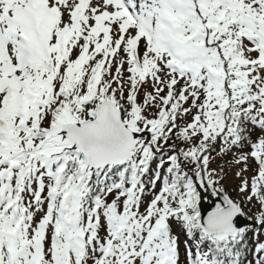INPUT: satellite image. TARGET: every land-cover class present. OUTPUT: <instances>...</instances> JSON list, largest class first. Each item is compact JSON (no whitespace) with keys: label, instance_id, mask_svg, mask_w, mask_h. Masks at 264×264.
Instances as JSON below:
<instances>
[{"label":"snow or ice","instance_id":"1","mask_svg":"<svg viewBox=\"0 0 264 264\" xmlns=\"http://www.w3.org/2000/svg\"><path fill=\"white\" fill-rule=\"evenodd\" d=\"M262 235L264 0H0V264H264Z\"/></svg>","mask_w":264,"mask_h":264},{"label":"rangeland","instance_id":"2","mask_svg":"<svg viewBox=\"0 0 264 264\" xmlns=\"http://www.w3.org/2000/svg\"><path fill=\"white\" fill-rule=\"evenodd\" d=\"M215 154V153H214ZM231 153H229L228 154V158L229 159H231ZM224 157H226V155L225 156H223L222 158H224ZM221 157H219V156H217L216 157V159H215V161H213V164H212V166L213 167H216L217 165H219V164H225V169H226V171H227V175H226V178H225V181H224V186L229 190V191H231V189L236 185V184H238L239 183V181L236 179V177H235V175H234V172H235V168L233 167L232 169H228L227 168V165H226V159H222ZM233 195H235L234 193H233ZM254 211H255V209H254Z\"/></svg>","mask_w":264,"mask_h":264},{"label":"trees","instance_id":"3","mask_svg":"<svg viewBox=\"0 0 264 264\" xmlns=\"http://www.w3.org/2000/svg\"><path fill=\"white\" fill-rule=\"evenodd\" d=\"M222 158V157H221ZM222 159H226L225 161H228L229 158H228V155H226V157L222 158Z\"/></svg>","mask_w":264,"mask_h":264}]
</instances>
